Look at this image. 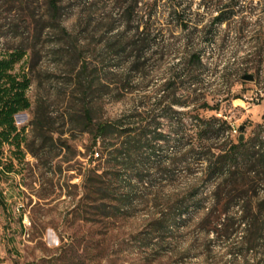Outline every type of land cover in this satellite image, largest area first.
<instances>
[{
	"label": "rangeland",
	"instance_id": "rangeland-1",
	"mask_svg": "<svg viewBox=\"0 0 264 264\" xmlns=\"http://www.w3.org/2000/svg\"><path fill=\"white\" fill-rule=\"evenodd\" d=\"M176 2L188 9L189 19L207 26L220 12V0ZM235 2L237 13L228 25L207 29L215 36L210 42L212 35L200 32L203 26L196 31L192 24L183 31L168 16L172 0H58L57 12L51 0H0V52L24 50L15 72L24 70L31 79V108L15 117L25 142L21 151L5 145L0 155V264H259L260 251L245 258L238 254L241 249H234L242 236L238 225L231 241L203 229L216 202V183L209 181L206 164H159L149 185L136 187L122 213L113 215L111 206H103L114 203L84 189L93 170L103 172L90 137L63 117L78 100L74 84L79 60L86 58L90 69L100 70L95 98L102 108L99 117L106 121L155 103L178 67L194 72L199 91L188 99L186 85V105L175 108L180 112L176 120L155 112L157 132L164 136L157 141L161 156L172 158L173 148L196 138V117L227 122L224 136L229 137L230 126H245V139H252L264 121V43L255 41L264 34V0ZM131 8L135 14L130 22L124 14ZM148 13L153 18L147 24ZM146 26L155 42L138 62L139 68L144 61L146 66L131 72L133 90L126 94L121 81L138 53L129 48L120 59L116 49L102 48L127 42L136 28L142 32ZM194 51H199L201 66L189 63ZM247 75L254 81L244 80ZM44 111L48 115L40 121L46 126L41 131L32 121ZM181 120L184 129L177 130L174 123ZM6 165H13L11 172L3 169ZM262 198L260 190L258 197L242 202ZM164 217L175 218L174 230L161 235L151 231V223ZM144 235L152 238L145 249L140 243Z\"/></svg>",
	"mask_w": 264,
	"mask_h": 264
},
{
	"label": "trees",
	"instance_id": "trees-1",
	"mask_svg": "<svg viewBox=\"0 0 264 264\" xmlns=\"http://www.w3.org/2000/svg\"><path fill=\"white\" fill-rule=\"evenodd\" d=\"M57 1L51 0L54 12H57ZM172 2L173 5L169 8L168 16L178 22L180 29L186 31L193 24L198 31V28L203 26L200 32H205V36L212 35L210 42L215 40V36L207 29L228 25L235 17L237 13L235 10L239 4L235 0L222 4V0H220V12L207 26L203 25L202 21L189 19L186 13L188 9L182 8L176 0H172ZM135 4H138V1ZM134 14L135 8H131L126 10L124 15L131 22ZM146 16L148 24L153 15L148 13ZM139 29V27L135 29L131 40L104 44L102 48V51L116 49V55L120 59L129 48L138 53L136 61L133 62L129 72L123 76L121 81L123 84L120 90L126 94L133 90L130 86L131 72L137 74L139 69L146 66V61H144L139 68L138 62L155 42L150 39L149 27L146 26L142 32H139ZM241 29L244 30V26ZM124 34L126 31L120 34L119 38ZM189 37L191 38V35ZM255 41L256 44L263 45L264 34H260ZM25 56V51L21 49L8 53L0 52V155L3 154L5 145L15 146L18 151H21V146L25 142L23 130H19L15 122V117L19 113L31 108V102L27 96L31 79L24 70L15 72L16 66L24 60ZM79 62L81 66L78 68L74 84L78 100L77 103L70 106L63 117L68 121V125L79 129L82 134H87L90 137L94 151L93 157H97L96 161L102 162L103 165L101 174H97L98 170H93L91 176L86 178L84 189L90 195L98 196L101 201L108 200L114 203L112 205L105 204L103 207L111 206L115 211L113 215H120L125 207V202L131 201L136 187L149 185V179L158 172L159 164L170 161V164L175 166L189 160H191V164H206L209 181L216 183L213 192L216 202H213V209L207 215L203 229L206 233L216 234L218 239L231 241L236 233L233 228L238 225V230H242V236L240 246L234 245V249H241L238 254L245 258L251 253L260 251L259 264H264V198L258 202H242L248 198L258 197L260 190L264 192V121L257 125L252 139H244L242 142L238 139V142H234L229 136H224L229 128L227 122H221L217 117L209 120L196 117L192 121L196 138H192L189 144H183L181 148H173V152L170 153L172 158L163 156V154L161 156L158 149H162V147H158L157 141L163 139L164 136L157 132L154 114L160 110L165 116L173 119H175V115L180 114L175 108L186 105V102L182 101V93L185 91L186 85L191 90L188 99L199 91L198 83L193 80L194 72L181 71L175 67L174 73L160 89L162 95L155 103L143 104V110H141V106H138L118 120L106 121L99 117L102 108L100 109L95 98L99 91L100 70L98 67H95L94 70L90 69L86 58ZM189 63L202 65L199 51L191 53ZM193 86L195 87L191 89ZM202 107L206 108L207 106L204 104ZM211 109L218 111L217 108ZM46 113L45 111L38 112L32 121V125H36L41 131L46 128L40 122L42 119H46L45 117L48 115ZM174 124L177 126V130L184 129L182 120ZM174 142L179 144L180 140L177 142L174 140ZM164 157L166 161H164ZM3 169L11 172L13 165H6ZM164 173L167 174L165 171ZM250 193L256 194L250 196ZM234 210H237L235 214H233ZM174 225H176L175 218L164 217L153 221L150 229L161 235L173 231L176 227ZM148 241L152 243V238L144 235L140 242L143 249L148 246Z\"/></svg>",
	"mask_w": 264,
	"mask_h": 264
},
{
	"label": "built area",
	"instance_id": "built-area-1",
	"mask_svg": "<svg viewBox=\"0 0 264 264\" xmlns=\"http://www.w3.org/2000/svg\"><path fill=\"white\" fill-rule=\"evenodd\" d=\"M220 117H223L222 115H220ZM224 119H226V118H224ZM240 127L241 126H230V129H229V131H230V139H233V138H236V137H240V133H241V131H240ZM239 139V138H238ZM26 221H27V219L25 220V223H26Z\"/></svg>",
	"mask_w": 264,
	"mask_h": 264
},
{
	"label": "water",
	"instance_id": "water-1",
	"mask_svg": "<svg viewBox=\"0 0 264 264\" xmlns=\"http://www.w3.org/2000/svg\"><path fill=\"white\" fill-rule=\"evenodd\" d=\"M244 80L252 82V81H254V76L247 75L244 77ZM240 131H241V135L239 137V141L242 142L245 139V137H244L245 126H241Z\"/></svg>",
	"mask_w": 264,
	"mask_h": 264
}]
</instances>
